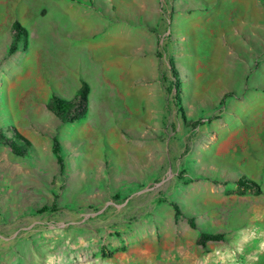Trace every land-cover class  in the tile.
<instances>
[{
    "label": "rangeland",
    "instance_id": "1",
    "mask_svg": "<svg viewBox=\"0 0 264 264\" xmlns=\"http://www.w3.org/2000/svg\"><path fill=\"white\" fill-rule=\"evenodd\" d=\"M228 1L0 0V264H264V0Z\"/></svg>",
    "mask_w": 264,
    "mask_h": 264
},
{
    "label": "trees",
    "instance_id": "2",
    "mask_svg": "<svg viewBox=\"0 0 264 264\" xmlns=\"http://www.w3.org/2000/svg\"><path fill=\"white\" fill-rule=\"evenodd\" d=\"M17 28V25H16ZM171 64V69L176 76V69L174 66L173 60H169ZM175 86H178V83H175ZM86 87H83L79 90L77 95L72 100H67L58 96H54L52 98L51 109L56 115L58 119L62 122H72L80 117H82L86 112L87 106V95H86ZM176 99H178L179 90H176ZM4 142L10 148V150L20 156H24L29 153L31 149V143L28 139L22 136L20 133H13L11 137H3ZM55 151L58 152L57 147H55ZM61 161V158H59ZM238 184L243 188H249L253 190H257L258 186L251 181H247L246 179H239ZM193 226V220L189 221ZM223 239L222 233L216 232H201L198 242L203 244L206 241H218Z\"/></svg>",
    "mask_w": 264,
    "mask_h": 264
},
{
    "label": "crops",
    "instance_id": "3",
    "mask_svg": "<svg viewBox=\"0 0 264 264\" xmlns=\"http://www.w3.org/2000/svg\"><path fill=\"white\" fill-rule=\"evenodd\" d=\"M232 3L233 4L231 5V7L227 8L228 10L235 9L240 4H243L244 7L246 6L245 8L249 7V10H250V6L251 5L253 7H255L256 0H249L248 3L245 0H233ZM226 5L229 6V1L228 0H218V2H217V8L219 10H224ZM262 8H263L262 10H264V7H262ZM243 14H246V13H238L239 16H241ZM240 22H242V21H240ZM252 28H255V26L252 27ZM239 30H240V32H239ZM239 30L232 32V34H231L230 31L224 32V34L222 35L223 38L220 36L222 38L221 42H222L223 47L235 48L236 45L238 46L239 41L236 40V36L237 35L239 37H243L242 40H240V42H241L240 43V47L244 46L246 48L247 46H251V43H252L253 46H255V44H253L254 42L251 41V40L257 39V37L255 38V33H254L255 31L252 29V30L246 32V29H244L243 26ZM251 34H252V36H251ZM231 37H233V38L231 39ZM253 108L255 110L257 109V107H255V106Z\"/></svg>",
    "mask_w": 264,
    "mask_h": 264
}]
</instances>
